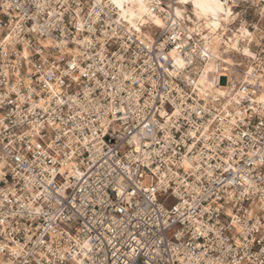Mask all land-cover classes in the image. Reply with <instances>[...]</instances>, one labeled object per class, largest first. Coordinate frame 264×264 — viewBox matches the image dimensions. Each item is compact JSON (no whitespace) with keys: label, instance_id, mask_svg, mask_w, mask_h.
I'll return each mask as SVG.
<instances>
[{"label":"built area","instance_id":"obj_1","mask_svg":"<svg viewBox=\"0 0 264 264\" xmlns=\"http://www.w3.org/2000/svg\"><path fill=\"white\" fill-rule=\"evenodd\" d=\"M220 1L248 66L176 0H0V264H264V0Z\"/></svg>","mask_w":264,"mask_h":264},{"label":"bare ground","instance_id":"obj_2","mask_svg":"<svg viewBox=\"0 0 264 264\" xmlns=\"http://www.w3.org/2000/svg\"><path fill=\"white\" fill-rule=\"evenodd\" d=\"M150 0H113V2L119 7L122 8L123 12L126 13L129 20L137 18L140 19L141 16L144 14V8ZM176 4L184 5L186 7L179 8L176 7L174 10V14L177 17H180L182 12L187 10L188 6H191V13L194 16L195 20L198 22L201 30L205 31V38H211V43L215 44V39H221L219 30L222 26V23H228L230 21L229 14L230 10L223 6L220 0H176ZM179 13V15H177ZM188 20H191L188 17ZM224 29V27H223ZM241 36L244 37L245 34L247 35V31L245 29L240 30ZM244 35V36H243ZM235 36V35H234ZM225 50H236L237 51V59L240 62V67H245L250 65L253 59V55L255 52V38H249L248 42L245 45H242V49L238 48L237 46H232V42L228 41L224 42ZM212 56L214 59L220 58L217 54V51L214 49L212 51ZM226 64H233V60L229 58H225L223 60ZM213 69V64L208 63L206 65L205 71H210ZM232 80L231 85L223 90L222 88H214L210 90L211 85L205 83L204 77L200 78L199 84L201 85L200 93L203 95L205 91H209L213 95V98L218 97V103H225L229 100V98L235 92V86L237 85L238 78ZM261 99H264V94H262Z\"/></svg>","mask_w":264,"mask_h":264},{"label":"rangeland","instance_id":"obj_3","mask_svg":"<svg viewBox=\"0 0 264 264\" xmlns=\"http://www.w3.org/2000/svg\"><path fill=\"white\" fill-rule=\"evenodd\" d=\"M188 9V8H187ZM244 36V35H243ZM245 36H247L246 34H245ZM244 36V37H245ZM241 37H238V35H235L232 39H231V42H232V46H239V39H240ZM216 41H215V50H216V48L219 46V42H221V43H223L222 41H221V39L219 38V39H215ZM224 44V43H223ZM225 45V44H224ZM234 62V61H233Z\"/></svg>","mask_w":264,"mask_h":264},{"label":"snow or ice","instance_id":"obj_4","mask_svg":"<svg viewBox=\"0 0 264 264\" xmlns=\"http://www.w3.org/2000/svg\"><path fill=\"white\" fill-rule=\"evenodd\" d=\"M114 2H115V0H114ZM177 15H179V13H177ZM155 23L159 24L160 21L159 20H156ZM229 215H231V214H229Z\"/></svg>","mask_w":264,"mask_h":264}]
</instances>
